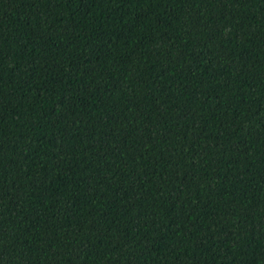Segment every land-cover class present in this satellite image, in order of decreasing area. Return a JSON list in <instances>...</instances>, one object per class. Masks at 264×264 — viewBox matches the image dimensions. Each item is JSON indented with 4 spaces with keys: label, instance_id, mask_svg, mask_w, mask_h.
<instances>
[{
    "label": "trees",
    "instance_id": "1",
    "mask_svg": "<svg viewBox=\"0 0 264 264\" xmlns=\"http://www.w3.org/2000/svg\"><path fill=\"white\" fill-rule=\"evenodd\" d=\"M0 264H264V0H0Z\"/></svg>",
    "mask_w": 264,
    "mask_h": 264
}]
</instances>
